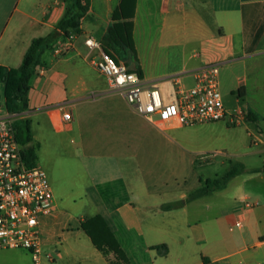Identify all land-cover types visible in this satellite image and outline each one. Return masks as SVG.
Listing matches in <instances>:
<instances>
[{
    "label": "crops",
    "instance_id": "1",
    "mask_svg": "<svg viewBox=\"0 0 264 264\" xmlns=\"http://www.w3.org/2000/svg\"><path fill=\"white\" fill-rule=\"evenodd\" d=\"M121 1L97 6L91 0L69 51L60 52L69 41L61 38L44 53L29 109L21 113L55 197L40 223L39 264H54L55 255L69 264H109L82 226L97 215L128 264H264V192L235 181L239 177L183 208L163 209L202 186V177L193 188L186 181L198 166L211 164L191 155L210 138L198 126L158 128L94 66L99 53L86 40L102 43ZM66 10V0H0V67L19 68L32 40L51 34ZM133 21L143 84L159 89L166 102L175 98V79L190 86L196 71L217 64L232 76L227 87L220 80V89L243 88L248 102L241 112L264 122V0H136ZM47 107L59 112L49 116ZM60 110L71 111L72 121L63 123ZM245 199L259 206L244 210Z\"/></svg>",
    "mask_w": 264,
    "mask_h": 264
},
{
    "label": "built area",
    "instance_id": "2",
    "mask_svg": "<svg viewBox=\"0 0 264 264\" xmlns=\"http://www.w3.org/2000/svg\"><path fill=\"white\" fill-rule=\"evenodd\" d=\"M71 39V38H70ZM69 41L60 45V52L70 49ZM99 58L93 61L106 77L110 87L123 95L133 111L166 130L173 127H194L221 122L228 114L220 89V66L211 64L194 73V86L184 87L175 79V98L166 102L159 89L143 84L142 78L123 62L107 54L96 39L86 40ZM52 116L59 109L47 107ZM63 123L71 122V111L60 110ZM238 119L244 117L240 111ZM235 117V116H234ZM14 122L0 109V250H24L31 254L34 264L41 256V219L55 208L53 189L46 172L37 165H28L22 155V145L16 139ZM261 140L254 139V145ZM243 209L259 206V201L245 199ZM243 221L236 222L242 227Z\"/></svg>",
    "mask_w": 264,
    "mask_h": 264
},
{
    "label": "trees",
    "instance_id": "3",
    "mask_svg": "<svg viewBox=\"0 0 264 264\" xmlns=\"http://www.w3.org/2000/svg\"><path fill=\"white\" fill-rule=\"evenodd\" d=\"M67 10L64 17L57 24L51 34L32 40L19 68L0 67V84L3 88L4 107L10 114H21L29 109V92L37 69L44 66L43 55L52 49L58 39H70L74 35L82 34V21L87 17L91 0H66ZM136 0H122L114 10L113 24L108 28L102 41L103 50L117 62L134 63L130 71L136 72L142 78V71L138 66V57L134 41V16ZM243 88L239 95L243 96ZM1 107V106H0ZM245 119L254 121L250 113L244 114ZM16 139L22 145V155L28 165H37L38 145L33 143L31 123L22 119L13 124ZM244 168L235 165L222 177L201 181L202 186L191 192L185 199L163 206L165 211L180 209L201 197L212 195L214 192L227 187L230 180L242 174ZM83 229L90 237L95 247L105 256L109 264H128L129 260L121 248L113 232L104 219L97 215L82 222Z\"/></svg>",
    "mask_w": 264,
    "mask_h": 264
},
{
    "label": "rangeland",
    "instance_id": "4",
    "mask_svg": "<svg viewBox=\"0 0 264 264\" xmlns=\"http://www.w3.org/2000/svg\"><path fill=\"white\" fill-rule=\"evenodd\" d=\"M99 1L103 2V0H96L97 6ZM231 78L232 76L229 75L228 71L220 73L222 87L223 84L224 87L227 83L229 84L230 81L228 79L231 80ZM192 86H194V84L184 87ZM221 92L223 95L224 106L228 110V114L219 124L209 123L197 125V128L202 131L201 134L206 133V136L210 139H206V145L204 144L202 147L195 148L191 154L192 156L202 157L211 164H204L205 166L202 167L198 166L194 172L188 173L186 188L196 185L199 177H202L205 180L222 177L231 169V167L241 165L244 168L243 173L237 175L233 179L239 177L235 181H244L247 183L246 185L249 189L255 190L258 193H263L264 152L260 153L258 151L264 149V122L262 121L259 123L255 122V120L249 121L245 119V116L241 120L238 119L237 115L240 114V111L246 110L248 101L244 98V96L239 95L238 92L234 94H225V91H223L222 88ZM4 102L3 88L0 85L1 114L9 116L14 123L23 119L21 114L8 113L4 107ZM250 134H252L253 137H251ZM255 137L263 141V143H260L258 146L254 145ZM203 138V136L201 137L199 135L194 136L195 140H202ZM41 164V160L38 161V166L43 169V164ZM110 174L111 173H104L101 174V176L107 178ZM48 176L51 185H53L52 177L50 175ZM232 180H230L229 183ZM171 196L172 197L168 198H174L175 194ZM261 202L264 204V200ZM227 231L230 233L229 230ZM23 251L24 250H0V264H34V262L32 263L31 257ZM55 258L56 262L54 264H69V258H66L67 260L64 262L60 261L57 255H55Z\"/></svg>",
    "mask_w": 264,
    "mask_h": 264
}]
</instances>
